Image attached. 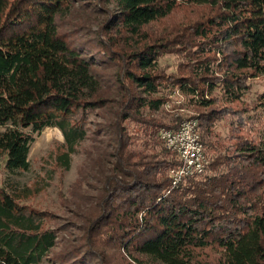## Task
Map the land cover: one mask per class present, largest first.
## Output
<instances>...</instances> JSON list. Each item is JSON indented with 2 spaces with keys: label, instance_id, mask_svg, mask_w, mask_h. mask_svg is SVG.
I'll list each match as a JSON object with an SVG mask.
<instances>
[{
  "label": "trees",
  "instance_id": "obj_1",
  "mask_svg": "<svg viewBox=\"0 0 264 264\" xmlns=\"http://www.w3.org/2000/svg\"><path fill=\"white\" fill-rule=\"evenodd\" d=\"M109 1L115 10L103 29L110 35L89 45L72 43L58 30L70 0H0L5 172L28 169L33 135L50 127L61 133L64 150L55 160L66 169L69 154L87 137V114L107 103L92 67L117 62V110L107 127L114 161L97 178L103 197L88 230L133 260L143 256V264H264V134L256 140L230 136L231 148L222 156L210 155L204 173L171 185L167 169L179 165L177 157L162 145V160L153 154L132 162L122 124L127 119L141 123L142 133L153 137L149 129L155 123L139 121L140 110H158L165 95L177 90L188 104L204 109L194 117L199 141L213 149L206 141L210 126L228 114L241 121L244 109L229 104L241 101L248 79L264 78V0ZM181 4L205 5L212 13L173 27V35L130 38ZM122 32L129 38L119 39L129 47L116 51L112 45L118 39L110 37ZM136 38L145 42L131 45ZM165 51L178 57L168 73L158 66ZM256 97L264 109V90ZM31 193L11 180L0 184V264H91L99 240L49 255L57 235L45 227L46 211L24 203ZM205 249L214 250L212 258L201 254Z\"/></svg>",
  "mask_w": 264,
  "mask_h": 264
},
{
  "label": "rangeland",
  "instance_id": "obj_2",
  "mask_svg": "<svg viewBox=\"0 0 264 264\" xmlns=\"http://www.w3.org/2000/svg\"><path fill=\"white\" fill-rule=\"evenodd\" d=\"M71 4L67 13L61 16L58 21V30L69 36L72 43L86 42L91 45L94 40L110 35L103 29L104 22L109 18V14L115 10L113 1L105 0H70ZM212 13L208 6L178 5L164 18L147 23L142 26L138 35L133 37H148L173 35V27L179 24H185L194 19H203ZM114 35V34H113ZM118 39L119 44L113 46L114 50H127L129 46L123 44L119 38H129L127 33L122 32L119 36L115 34L110 37ZM137 45H142L145 41H139ZM119 48V49H118ZM178 62L171 51H165L159 56L158 66L166 73L173 71ZM118 63L115 64L95 63L93 70L102 80V97L106 104L102 108H94L87 114L86 131L87 137L75 146L72 153L69 154V164L66 169L58 166L55 156L64 150L62 146L61 133L54 127L43 128L33 135V141L29 145L27 153L28 169L16 175L7 174L3 168V158L0 157V184L7 183L9 180L15 182L18 186L30 187L32 193L24 200V203L35 209H41L49 214V220L45 227L53 230L56 235L54 248L50 256L62 252L68 247H91L97 244L98 255H95L91 264H139L136 260L145 261L143 256L133 255V260L125 256L121 249L113 242L108 243L103 240V236L95 235V232L88 230L89 225L96 218L101 199L103 197L102 188L97 178L101 172L107 171L113 164L114 159L109 153L113 145L107 137V127L110 120L114 119L112 112L117 110L118 97L115 92V82L120 73ZM247 89L242 93L240 102L236 101L229 104L233 109L242 108L241 121H236L232 114L224 115L221 119L213 122L210 126L208 138L206 141L214 146L209 150L204 149L199 141V127L194 118L198 112L203 111L195 105H190L187 99L177 90L167 93L166 102L156 111L140 110L139 121H150L155 123L150 134L147 136L142 133V125L129 119L122 122L128 136L126 148L129 150V158L132 162L148 160V157L155 155V160H162L159 151L167 148L175 156L173 150L165 146V143L159 136L161 130L176 131L182 122L195 120V131L198 134L200 142V152L202 159L201 173H204L209 163L210 155H224L230 149L233 143L229 140L232 135H239L249 140H256L257 137L264 134V109L258 106L257 95L264 90V78L262 76L251 77L247 80ZM236 122V123H235ZM238 126L237 131L232 130V124ZM241 124V125H240ZM175 127L169 128V127ZM148 130V131H149ZM155 136V139H154ZM159 145H155L154 143ZM178 159V157H177ZM180 164V163H179ZM167 169V175L170 179V169ZM197 175V174H196ZM192 175V176H196ZM206 258L213 257L214 250H203ZM46 264V263H44ZM140 264H143L142 262Z\"/></svg>",
  "mask_w": 264,
  "mask_h": 264
},
{
  "label": "built area",
  "instance_id": "obj_3",
  "mask_svg": "<svg viewBox=\"0 0 264 264\" xmlns=\"http://www.w3.org/2000/svg\"><path fill=\"white\" fill-rule=\"evenodd\" d=\"M195 120L182 122L176 131L161 130L160 138L169 149L178 157L179 165L170 169L171 185H176L185 177L200 173L203 165V156L200 152L201 144L198 142V134L195 131Z\"/></svg>",
  "mask_w": 264,
  "mask_h": 264
}]
</instances>
